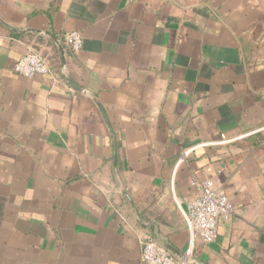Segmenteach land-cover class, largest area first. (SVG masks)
<instances>
[{
	"label": "crops",
	"instance_id": "obj_1",
	"mask_svg": "<svg viewBox=\"0 0 264 264\" xmlns=\"http://www.w3.org/2000/svg\"><path fill=\"white\" fill-rule=\"evenodd\" d=\"M0 19V264H144L116 178L175 257L264 264V0H0ZM32 51L49 74L15 72ZM210 179L234 214L204 244L185 213Z\"/></svg>",
	"mask_w": 264,
	"mask_h": 264
},
{
	"label": "built area",
	"instance_id": "obj_2",
	"mask_svg": "<svg viewBox=\"0 0 264 264\" xmlns=\"http://www.w3.org/2000/svg\"><path fill=\"white\" fill-rule=\"evenodd\" d=\"M63 41L74 52L82 48V38L78 32H68ZM15 72L25 78H35L50 73V65L38 51H32L20 58ZM227 142L222 136L220 143ZM197 196L190 200L185 213L189 231L204 244L215 242L220 221L228 222L234 214V205L225 190L217 181L210 179L192 182ZM142 260L144 264H190V259H179L159 245L151 236L143 243Z\"/></svg>",
	"mask_w": 264,
	"mask_h": 264
},
{
	"label": "water",
	"instance_id": "obj_3",
	"mask_svg": "<svg viewBox=\"0 0 264 264\" xmlns=\"http://www.w3.org/2000/svg\"><path fill=\"white\" fill-rule=\"evenodd\" d=\"M0 25L3 26L6 29L9 30H13L12 28H10L8 25H6L4 22H2V20L0 19ZM75 89L80 90L76 85H74L71 81H68ZM102 116L105 119L106 124L108 125L111 135L112 137L114 136V133L112 131V128L108 122V119L102 109V107L100 106V104L98 102H96ZM113 162L116 161V145H115V139L113 140ZM116 184L119 186L122 195L124 196V198L126 199V201L128 202V204L130 205V207L132 208L135 216L138 218V220L141 222V224L148 230V233L150 234V236L159 243L160 246H162L163 248H165L167 251H170V247L169 244L164 240V238L162 237V235L160 234V230L158 228V225L155 222H151V223H145L141 220L139 213L137 211V208L135 206V204L133 203L132 199L130 198V196L128 195V193L126 192V190L123 188V186L119 183L118 179L116 178ZM190 264H204L198 260L195 259H191Z\"/></svg>",
	"mask_w": 264,
	"mask_h": 264
}]
</instances>
